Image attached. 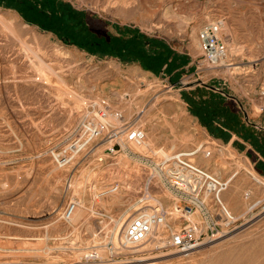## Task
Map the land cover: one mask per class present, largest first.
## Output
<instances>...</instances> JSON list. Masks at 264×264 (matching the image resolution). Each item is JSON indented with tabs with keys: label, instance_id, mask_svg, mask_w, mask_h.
<instances>
[{
	"label": "rangeland",
	"instance_id": "1",
	"mask_svg": "<svg viewBox=\"0 0 264 264\" xmlns=\"http://www.w3.org/2000/svg\"><path fill=\"white\" fill-rule=\"evenodd\" d=\"M218 20L231 27L232 66L202 73L199 32ZM207 87L253 100L261 114L264 0H0V264H264V184L241 165L264 177L249 155L212 139L193 119L214 109L224 124L249 127L248 107L219 93L203 98ZM105 106L124 117L107 123H129L144 139L115 152L102 139L60 167L52 152ZM200 145L211 156L196 160L226 182L222 198L238 222L187 257L157 250V235L142 248L119 247L153 163ZM150 190L178 230L177 198L163 187ZM71 201L80 204L67 222ZM92 249L101 260L87 263Z\"/></svg>",
	"mask_w": 264,
	"mask_h": 264
},
{
	"label": "built area",
	"instance_id": "2",
	"mask_svg": "<svg viewBox=\"0 0 264 264\" xmlns=\"http://www.w3.org/2000/svg\"><path fill=\"white\" fill-rule=\"evenodd\" d=\"M224 23V20L208 22L199 32L201 55L197 61V70L202 73L232 66L226 62L229 48L223 32ZM95 110L79 123L67 140L65 149L60 153L52 152L60 167L74 163L80 154L102 139L110 143V152H115L116 146L128 147L144 139V133L138 127L129 123L119 127L106 122L110 117L123 121L121 112L107 106L99 108L97 112ZM104 131L107 132L105 137ZM199 154L210 157L211 151H205L204 145H200L192 150L171 153L153 163L150 186L145 188L138 200L137 215L127 223L119 247H143L156 234L160 237L157 250H173L187 257L200 246L222 238L226 235V227L238 222L239 219L222 198L227 188L226 182L197 162ZM152 185L169 190L177 198V219L183 220L178 230L169 225L170 212L151 193ZM77 206L75 201L67 204L62 215L64 221L69 222L73 218ZM192 217L201 220L192 222ZM85 257L87 263L101 260L99 251L93 249Z\"/></svg>",
	"mask_w": 264,
	"mask_h": 264
},
{
	"label": "crops",
	"instance_id": "3",
	"mask_svg": "<svg viewBox=\"0 0 264 264\" xmlns=\"http://www.w3.org/2000/svg\"><path fill=\"white\" fill-rule=\"evenodd\" d=\"M200 85H194L191 87V89H195L199 87ZM211 92H207V94L203 95V98H205L207 95H211L213 98L216 99L217 94L219 93L222 98L224 93L219 92V90L210 89L207 87ZM196 95H201V91H196ZM257 100L258 97H255ZM224 100V99H223ZM225 100L227 102H231L230 100L235 101L236 103H241L240 100L246 103V98L242 99L240 96H233L229 95L225 96ZM248 107V116L252 120L249 123H246L245 125H241L239 123V120L235 121L234 123H225L222 119H219V117H216L217 114L214 112V109L208 110V114L202 113L200 111H197V115L199 117H195L194 123L195 125L202 127L201 122L207 126L202 127L204 130L208 133V135L215 134V136H210L212 139L224 143V141H228L229 144H232L233 146H236L237 149H241L244 151L247 155L251 157V163L253 165V168H255L257 171L261 172L264 177V109H261V114H257L254 110V101L249 100L248 103H246ZM227 106V105H226ZM227 106L226 108H228ZM201 120V122H200ZM227 126V128L221 127V125Z\"/></svg>",
	"mask_w": 264,
	"mask_h": 264
},
{
	"label": "bare ground",
	"instance_id": "4",
	"mask_svg": "<svg viewBox=\"0 0 264 264\" xmlns=\"http://www.w3.org/2000/svg\"><path fill=\"white\" fill-rule=\"evenodd\" d=\"M121 8V7H120ZM119 8V9H120ZM123 9V8H122ZM119 11V10H118ZM4 20V19H3ZM6 23V22H5ZM9 23V22H8ZM9 24H11V23H9ZM13 24V23H12ZM11 24V25H12ZM14 26V25H13ZM223 27H224V30H226V37H227V42H228V48H229V56H230V54H231V52H232V46H234L233 44H234V40H233V35L232 34H230V30L229 29H231V27L229 28V27H227V25L224 23V25H223ZM7 28H9L10 30L12 29L10 26H8L7 25ZM183 28V27H182ZM12 32H13V30H11ZM16 32V31H15ZM15 32H13V33H15ZM33 32V31H32ZM232 33V32H231ZM234 33V32H233ZM232 35V36H231ZM17 38V37H16ZM18 40V39H17ZM21 40V39H20ZM193 42V41H192ZM199 43H200V40H199ZM195 46H197V48H198V50H199V45H198V42H197V40H196V38H194V43H193ZM192 44V45H193ZM28 48V47H27ZM32 48V47H31ZM34 49V48H33ZM231 50V51H230ZM200 52V51H199ZM31 54V53H30ZM36 53H34V55H35ZM200 54V53H199ZM37 56H39L38 54L36 55V57ZM39 58V65H41L42 66V64H44V60H42V59H40V57H38ZM228 61L229 60H227L226 62L228 63ZM60 63V62H59ZM48 64V63H47ZM35 65V64H34ZM37 65V64H36ZM33 67V66H32ZM39 67V66H38ZM43 68V67H42ZM51 68V67H50ZM49 67H46V69H47V72L48 71H50L49 73H51V69H50ZM39 70V69H38ZM37 70V71H38ZM45 70V69H44ZM42 73H43V71H42ZM45 74V73H44ZM47 74V73H46ZM57 75V74H56ZM50 76V75H49ZM53 76V75H52ZM47 78V77H46ZM59 78V77H58ZM51 79V78H50ZM55 79V78H54ZM58 82V81H57ZM62 84V83H61ZM69 84V83H68ZM67 85V84H66ZM64 86V85H63ZM59 89H60V87H59ZM67 90V89H66ZM68 92V91H67ZM68 94V93H67ZM71 96V95H70ZM83 99V98H82ZM81 99V100H82ZM79 100V99H78ZM80 100V101H81ZM83 101H85L84 99H83ZM82 101V102H83ZM87 102V101H86ZM84 105V104H83ZM187 116V115H186ZM114 118V117H113ZM112 119V118H111ZM110 120V119H109ZM113 120V119H112ZM118 122V121H117ZM121 122V121H120ZM215 142V141H214ZM218 142V141H217ZM215 144H217V143H215ZM214 144V145H215ZM224 148V147H223ZM223 151V150H222ZM223 154V153H222ZM244 162H245V160H244ZM238 164V163H237ZM240 164V163H239ZM242 167H245V171L247 172V173H249L250 175H252L255 179H257V180H259V181H261L263 184H264V180H262L261 178H259L256 174H254L251 170H250V168L248 167V165H247V163L245 162V164H243V165H241V169H242ZM240 169V168H239ZM240 169V170H241ZM32 175V174H31ZM80 203L78 202V205H79ZM226 204H227V206H228V202H226ZM76 213V212H75ZM75 215V214H74ZM74 217V216H73ZM244 217V216H243ZM73 219V218H72ZM124 230H125V228H124ZM123 235H124V231H123ZM154 236H156V234L154 235ZM153 236V237H154ZM152 237V238H153ZM157 237H159L158 235H157ZM151 238V239H152ZM156 237H154L153 239H155ZM158 240V238H156V241ZM156 241H150L151 243H154V242H156ZM150 243V244H151ZM158 243V242H157ZM153 245V244H152ZM142 248V247H141ZM131 252V251H130Z\"/></svg>",
	"mask_w": 264,
	"mask_h": 264
},
{
	"label": "trees",
	"instance_id": "5",
	"mask_svg": "<svg viewBox=\"0 0 264 264\" xmlns=\"http://www.w3.org/2000/svg\"><path fill=\"white\" fill-rule=\"evenodd\" d=\"M4 1V0H3ZM45 1H47V2H50V0H45ZM10 5V4H9ZM22 5H26V6H28V5H30V9H33V4L32 3H30V2H24V3H22ZM35 8V7H34ZM71 11V10H70ZM70 11H69V13H70ZM69 13H67V15L69 16L70 14ZM118 44H121L120 42L118 43ZM104 45V44H103ZM124 47H126V46H128V45H123ZM117 48H119V47H117Z\"/></svg>",
	"mask_w": 264,
	"mask_h": 264
}]
</instances>
